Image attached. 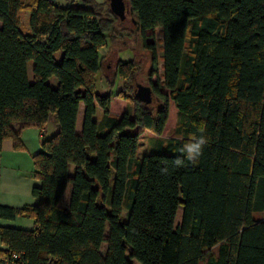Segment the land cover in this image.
Instances as JSON below:
<instances>
[{"label":"trees","instance_id":"16d2710c","mask_svg":"<svg viewBox=\"0 0 264 264\" xmlns=\"http://www.w3.org/2000/svg\"><path fill=\"white\" fill-rule=\"evenodd\" d=\"M87 1L0 0V150L5 140L21 149V131L43 128L51 115L57 126L32 156L38 203L0 207L1 217L35 223L32 230L0 227V263L264 264V219L253 217L264 213V0H128L129 33L150 54L155 110L125 83L114 93L97 91L99 50L129 30L107 0V17ZM21 11L29 13L28 33ZM136 68L119 61L116 77L133 80ZM115 79H106L110 90ZM113 98L126 100L122 115L110 112ZM168 99L178 136L163 140ZM201 124L209 138L202 156L175 167ZM151 133L160 139L147 154Z\"/></svg>","mask_w":264,"mask_h":264},{"label":"rangeland","instance_id":"374dc122","mask_svg":"<svg viewBox=\"0 0 264 264\" xmlns=\"http://www.w3.org/2000/svg\"><path fill=\"white\" fill-rule=\"evenodd\" d=\"M87 0H56L57 4L60 6H69V5H81ZM90 1V2H89ZM90 3V7L94 8L96 12H99L101 16L107 17L106 14V4H104V0H88ZM28 13H20V20L25 23V20L28 18ZM124 23L121 24V27H125L129 31H123L118 38L110 39L107 37L106 46L99 51V54L102 55L101 64H100V74L97 80V91L101 94H109L114 93L117 89H121L124 84V89L128 90L129 95H132V91L136 89V84L147 85V74L150 69V54L148 51L144 50L138 39L129 32H133L135 30L134 25L131 22V16L128 12L125 14ZM118 26V22L114 23ZM120 28V27H119ZM161 28L157 29L156 39H157V57H158V71L159 74H162V34L160 33ZM122 38H121V37ZM133 60V62L137 65L136 75L133 80H120V78L115 73V66L119 61H128ZM29 80L32 79V65L33 62L29 61ZM116 78V79H115ZM106 79H108L109 83L112 84V81L115 79V84L111 87L110 90L107 86ZM47 83L51 87H56L57 80L55 77H51L47 80ZM126 100L121 98H114L111 102L110 111L114 114L121 115L124 113L126 104ZM160 102L156 101V99L148 104L152 110H155L157 106H159ZM82 114H83V106H81V119L79 124L77 123L76 132L80 133L81 125H82ZM100 117L101 114L99 113ZM178 125L179 119L176 111V107L174 103L168 99V118L165 124V128L160 135V138L165 140L167 138L178 136ZM158 135L151 133L149 135V140L146 147L147 154L151 153L156 145L157 139H160ZM73 165L69 166V173L73 172ZM181 207L178 208L175 225H177L181 220ZM128 211L124 208L122 211V217L126 220ZM253 217L255 219H264V213L255 212L253 213ZM108 228H106L105 236H107ZM106 248V244L103 243L101 246V252L104 253Z\"/></svg>","mask_w":264,"mask_h":264},{"label":"crops","instance_id":"0c3cea01","mask_svg":"<svg viewBox=\"0 0 264 264\" xmlns=\"http://www.w3.org/2000/svg\"><path fill=\"white\" fill-rule=\"evenodd\" d=\"M52 1L57 3L56 0H52ZM22 12L28 13L25 11H21L20 13ZM20 13H19V17H20ZM28 18L27 20H25V23H23L20 20L21 25L23 26L22 29L25 33L29 32ZM101 56L102 55L99 54V57ZM27 75L29 76L28 64H27ZM98 78L99 75L97 76V80ZM96 87H97V81H96ZM81 106H83L82 103H80L79 105L77 121H80L81 119L80 117ZM82 118H83V114H82ZM77 121H76V127H77V123L79 124V122ZM56 131H57V126H56L55 116L51 115L47 123L43 126V128L41 129L26 128L21 131L20 134V142L22 144L21 149H15L13 147V143L11 140L3 141L0 150V207H8L15 210H19L25 205H36L38 203V200L35 197H33L31 192L32 187L39 184V181L35 179L32 175V169H33L32 156L41 150L42 141L51 138ZM69 192H70V186L67 188L65 192L63 198V204L67 202ZM0 227L32 230L35 227V223L33 219L17 214L13 219H8L0 216ZM2 248L3 245L0 240V250ZM0 264H9V263L3 261Z\"/></svg>","mask_w":264,"mask_h":264},{"label":"clouds","instance_id":"9594fccd","mask_svg":"<svg viewBox=\"0 0 264 264\" xmlns=\"http://www.w3.org/2000/svg\"><path fill=\"white\" fill-rule=\"evenodd\" d=\"M205 125L201 124L198 132L199 135L193 133L190 134L189 139L180 148L182 156H177L172 162L175 167H182L185 164V160L190 163H196L203 154V149L207 146L209 138L204 135ZM168 168L161 169V174H167Z\"/></svg>","mask_w":264,"mask_h":264},{"label":"water","instance_id":"95a60500","mask_svg":"<svg viewBox=\"0 0 264 264\" xmlns=\"http://www.w3.org/2000/svg\"><path fill=\"white\" fill-rule=\"evenodd\" d=\"M109 8L112 13L118 16L120 19L125 17L127 12H131L132 9L129 6L128 0H107ZM134 96L144 104L148 105L155 100V95L151 88L147 85L136 84Z\"/></svg>","mask_w":264,"mask_h":264},{"label":"flooded vegetation","instance_id":"af4514ba","mask_svg":"<svg viewBox=\"0 0 264 264\" xmlns=\"http://www.w3.org/2000/svg\"><path fill=\"white\" fill-rule=\"evenodd\" d=\"M121 20H123V19H121Z\"/></svg>","mask_w":264,"mask_h":264}]
</instances>
